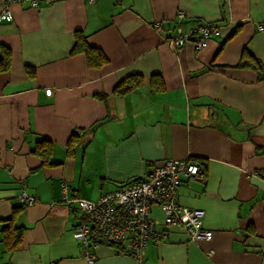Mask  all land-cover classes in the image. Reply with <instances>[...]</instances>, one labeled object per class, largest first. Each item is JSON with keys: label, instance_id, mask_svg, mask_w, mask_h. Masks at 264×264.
<instances>
[{"label": "crops", "instance_id": "obj_1", "mask_svg": "<svg viewBox=\"0 0 264 264\" xmlns=\"http://www.w3.org/2000/svg\"><path fill=\"white\" fill-rule=\"evenodd\" d=\"M37 2H13L12 22L0 23V57L10 58L0 73V242L6 221L23 228L12 253L0 243V264H86L74 200H96L165 159L205 168L201 180L180 177L178 202L204 212L212 240L165 228L154 205L165 235L143 263L101 246L95 264H264V71L237 67L244 51L264 66V0ZM178 11L182 33L200 21L220 34L200 50L168 45ZM78 34L91 51L74 50ZM131 76L141 86L114 95ZM76 132L73 156L42 164L38 145L62 156ZM22 191L37 203L21 209Z\"/></svg>", "mask_w": 264, "mask_h": 264}, {"label": "built area", "instance_id": "obj_2", "mask_svg": "<svg viewBox=\"0 0 264 264\" xmlns=\"http://www.w3.org/2000/svg\"><path fill=\"white\" fill-rule=\"evenodd\" d=\"M23 1L29 2L32 8L38 7L37 0H6L4 9L0 13V22L3 20L10 22L12 14L9 6L13 2ZM177 16L183 18L184 14L178 11ZM155 27L160 28V26ZM219 34L218 26L196 24L187 33H182L180 28H177L174 35L167 39V43L174 48H180L188 42H193L195 48L200 50L207 47L210 37ZM51 92L49 89L45 93L50 96ZM180 174L193 181L199 175V167L187 160L165 159L147 172L146 180L142 183L127 184L114 195L100 198L96 202L76 199L78 209H80V227L74 233V238L85 246L82 254L86 264L95 263L94 256L88 250V244L91 248H95L99 246V242L103 244L104 242L123 243L137 255V258H140V253L144 251L149 241L158 243L164 233L157 232L152 222L147 221L150 218L148 212L151 205L161 206L164 222L168 226L183 227L192 241L209 242L212 239V232L202 227L201 220L204 212L182 208L174 203ZM19 201L27 203L28 206L37 203V199L28 198L25 191L20 193ZM118 207H124V213L134 215L136 218L127 226L114 227L112 225L114 223L113 214ZM91 221H94L97 227L90 228Z\"/></svg>", "mask_w": 264, "mask_h": 264}, {"label": "trees", "instance_id": "obj_3", "mask_svg": "<svg viewBox=\"0 0 264 264\" xmlns=\"http://www.w3.org/2000/svg\"><path fill=\"white\" fill-rule=\"evenodd\" d=\"M176 17L178 18V20L175 22L176 25L178 24V26H176V29L177 28H181L182 29V24H181L182 18H179L177 15H176ZM1 22H8V21L3 20ZM196 24L217 26L216 24H210V23L209 24H204V23H202L200 21H198ZM181 47H183V46H181ZM83 49H85L87 52L91 51V48H89L86 45L85 36L82 35V34H78L77 37H76L74 50L75 51H79V50H83ZM177 49H179V48H177ZM88 58H91V57H88ZM9 60H10V58H9V54L8 53H6L5 56H1L0 57V73L7 71L8 66H9ZM94 60L97 63L96 65H99L103 61V56L100 53H97L96 56L92 58L93 63H94ZM237 67L238 68H251V69H254V70H259V72H263L264 71V66L261 64V62H259L256 58H253L250 54H248L247 51H244V54H243L240 62L238 63ZM27 74L29 76L33 77L34 76V71L32 69H30V70L27 71ZM141 84H142V80L138 76H131V77L124 78V79L120 80L119 83L116 85V87L114 89V95H116V96H125L126 94H128V93L134 91L135 89H137L139 86H141ZM151 88H152L153 92H161V91L164 90L163 82L161 81V79L159 77L156 76V77H153L151 79ZM81 138H83V137L80 135L79 132L74 133V135L70 138V140L68 141V144L64 148V151H63L64 155H62L63 157L59 156V155H56L58 150L57 149L54 150V147L52 145H46L45 146L44 144L43 145L40 144L36 148L35 152H36V154L38 153V155L41 157L40 159H41L42 164H44L46 166H60L61 164H63V161L65 159L64 156L65 157L73 156L74 151H75V146H77L80 143V139ZM46 141H48V140H46ZM154 165H156V164H154ZM198 167H199V175L196 176L195 180L196 179L201 180L206 175L205 168L201 164H199ZM182 175L183 174L178 175V186H177V188L175 190L176 198L174 200V203L176 205H178L179 207L186 208V207H183V206L179 205V202H178V188H179L180 183H181L180 182V180H181L180 177ZM146 177H147V172H146V174L143 177L135 178L134 180H128L124 184L119 185L115 190L107 192V193H104L103 195H101L96 200H91V202H96L100 198L106 197L108 195H114L115 193L119 192L127 184L134 183V182L135 183H142V182H144L146 180ZM188 180H189V178H188ZM27 196L30 199H36L35 197L29 196L28 194H27ZM78 199H80V198H78ZM75 204H76L77 209H78L77 201H75ZM21 205H22L21 209H23L25 206H28L27 203L24 204L22 202H21ZM156 207L161 212V209H160L161 206L158 205ZM152 208H153V205H151L150 210L148 212V216L150 218H148L147 221H148V223L152 222L153 228L156 229L157 221L154 218V216L151 215ZM186 209H190V208H186ZM191 210H193V209H191ZM78 212L80 213V209H78ZM124 212H125L124 207H118V209L114 212V214H113L114 223L112 224L114 227H117L118 225L127 226V225H129L130 222H132L136 218L134 215H130L128 213L126 214ZM13 213L15 214V216H16V214L18 216V213H16V212H13ZM79 221H80V219H79ZM6 222H7V224L4 225V227L2 229V233L4 234L3 235L4 237H2V241L0 243H2V246L4 247V250H5L4 252L6 254H10L16 249V247H18L19 241H20V236L23 233V228L20 227V226L19 227H13L11 225L12 221H6ZM162 224H163V226L165 228L166 227L167 228L171 227V226H168L164 222V216L162 217ZM79 227H80V223H77L76 226L74 227V229H75L74 232H76L79 229ZM89 227L90 228L97 227V225H96V223L94 221H91L89 223ZM179 227H181V226H179ZM156 231L159 232L157 229H156ZM159 233H161V232H159ZM164 235H165V233H164ZM130 236H133V235L130 234ZM76 241L84 249L85 246L83 245V243H81L79 240H76ZM150 242H153V241H149L148 244ZM99 243H100L99 246H96L97 244L95 243V246H96L95 248H91V246L88 244V250L94 256V261L96 259V256H95V253H94L95 250H97V248H99L101 246H106V247L114 248V251L116 250L117 254H122V255L133 257L136 260H138L140 263H143L144 251L140 253V258H137V255L135 253H132L125 245H123V243L122 244H115V243L110 244L111 242H104V244L101 243V242H99Z\"/></svg>", "mask_w": 264, "mask_h": 264}, {"label": "rangeland", "instance_id": "obj_4", "mask_svg": "<svg viewBox=\"0 0 264 264\" xmlns=\"http://www.w3.org/2000/svg\"><path fill=\"white\" fill-rule=\"evenodd\" d=\"M30 6H31V5H30ZM3 9H4V8H3ZM3 9H2V10H3ZM2 10L0 11V13L2 12ZM11 14H12V13H11ZM12 20H13V15H12ZM12 20H11L10 22H12ZM187 161H189V160H187ZM157 164H159V163H157ZM191 164H194V165L198 166L197 164L192 163V162H191ZM256 176H258V175L256 174Z\"/></svg>", "mask_w": 264, "mask_h": 264}, {"label": "bare ground", "instance_id": "obj_5", "mask_svg": "<svg viewBox=\"0 0 264 264\" xmlns=\"http://www.w3.org/2000/svg\"><path fill=\"white\" fill-rule=\"evenodd\" d=\"M184 45H185V44H184ZM184 45H183V46H184ZM182 161H186V160H182ZM200 170H201V169H200ZM203 216H204V215H203ZM212 236H213V234H212ZM211 240H212V239H211ZM211 240H210V241H211ZM210 241H209V242H210ZM120 244H122V243H120Z\"/></svg>", "mask_w": 264, "mask_h": 264}]
</instances>
